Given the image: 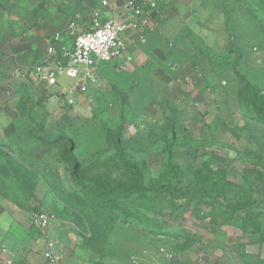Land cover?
<instances>
[{"label":"rangeland","instance_id":"1","mask_svg":"<svg viewBox=\"0 0 264 264\" xmlns=\"http://www.w3.org/2000/svg\"><path fill=\"white\" fill-rule=\"evenodd\" d=\"M96 13L131 25L124 55L84 89L41 81L39 63L69 59L73 40L56 34L76 37ZM246 81L264 92V0H0V238L26 253L16 264L48 245L61 264H264V123ZM73 162L86 184L111 177L179 195L110 190L97 205ZM220 193L255 204L233 210ZM40 211L54 215L46 230Z\"/></svg>","mask_w":264,"mask_h":264},{"label":"built area","instance_id":"2","mask_svg":"<svg viewBox=\"0 0 264 264\" xmlns=\"http://www.w3.org/2000/svg\"><path fill=\"white\" fill-rule=\"evenodd\" d=\"M106 5L107 0H103ZM133 16L141 13V8H133ZM131 25L117 17L102 18L96 13L91 26L79 33L66 49L69 56L65 65H52L49 62H41L35 68L36 76L43 82L56 84L59 74H65L76 80V84L82 86L95 80L96 69L105 62L115 61L124 55L127 50L126 36ZM49 50L54 51L53 47ZM54 215L40 211L35 214V222L41 230H46ZM45 255L34 264H61L60 256L48 245ZM0 264H15L14 257L6 247L0 249Z\"/></svg>","mask_w":264,"mask_h":264},{"label":"trees","instance_id":"3","mask_svg":"<svg viewBox=\"0 0 264 264\" xmlns=\"http://www.w3.org/2000/svg\"><path fill=\"white\" fill-rule=\"evenodd\" d=\"M48 85H52L49 83H46ZM245 90L248 94V99L252 105L253 112H254V118L262 123H264V92L261 88L256 87L252 85L249 82H244ZM72 141H67L68 147L72 145ZM115 145L118 148L121 155H123V149L121 147V141L119 139L115 140ZM174 146H175V138L173 135V131H169L166 135V146L165 150L168 153V160L166 162V169L167 172L174 177H177L181 174L182 169L181 166L178 164V162L175 159V152H174ZM68 147L65 149L68 151ZM80 165L77 162H73V166L71 168V175L73 177V181L76 186H78L79 192L83 194H87L89 189H92L102 200H94L97 205L101 206H107L108 202L105 200L107 197V192L111 191H119L122 194H130L133 192H138L141 190L144 191H163L167 190L173 193L174 195H179V189L170 184H161L157 187H148L142 183H122L117 182L111 177H96L91 180L90 184H86L83 179L82 175L79 173ZM166 176V174H164ZM200 192L203 191V193L206 195V192L204 190H199ZM222 196L226 201L227 204L233 209V210H243L248 207H252L255 204V201L253 200H246V201H237L232 202L228 200L223 194H219Z\"/></svg>","mask_w":264,"mask_h":264},{"label":"crops","instance_id":"4","mask_svg":"<svg viewBox=\"0 0 264 264\" xmlns=\"http://www.w3.org/2000/svg\"><path fill=\"white\" fill-rule=\"evenodd\" d=\"M107 18H109V17H107ZM129 33V32H128ZM129 35L127 34V36H126V39H127V46H128V42H129V37H128ZM55 38L56 39H58L59 40V42L58 43H62V44H64L65 42H67V40H70V39H74L75 37H73V36H69L68 35V33L65 31H61L60 33L58 32L57 34H56V36H55ZM122 57V56H121ZM120 57V58H121ZM119 59V58H118ZM117 60V59H116ZM101 69H99V67H98V69H96V73H95V75L100 71ZM60 76H66V77H68V78H70V79H73V78H71V77H69V76H67V75H65V74H59L58 75V81H57V83L56 84H58V82H59V77ZM73 81H75V83H76V80L75 79H73ZM3 238V239H2ZM0 245H3V247H6V248H8L9 250H10V252H11V254L13 255V257H14V261H15V259H16V257L18 256L19 257V255H20V257L22 258V259H24L25 257H26V253H21V254H19V252H17V250L16 251H12V247L9 245V242H8V240H6V239H4V237L2 236L1 238H0ZM16 256V257H15ZM42 258H40L39 260H41ZM39 260H37V261H39ZM36 261V262H37ZM21 264H23V262H21V260L19 261ZM19 263V264H20ZM15 264H16V262H15Z\"/></svg>","mask_w":264,"mask_h":264}]
</instances>
